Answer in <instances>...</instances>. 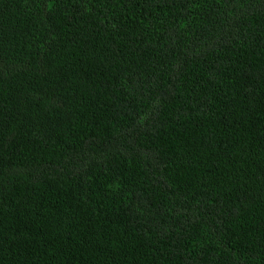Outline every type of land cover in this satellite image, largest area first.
I'll use <instances>...</instances> for the list:
<instances>
[{
  "label": "trees",
  "instance_id": "obj_1",
  "mask_svg": "<svg viewBox=\"0 0 264 264\" xmlns=\"http://www.w3.org/2000/svg\"><path fill=\"white\" fill-rule=\"evenodd\" d=\"M0 264H264V0H0Z\"/></svg>",
  "mask_w": 264,
  "mask_h": 264
}]
</instances>
